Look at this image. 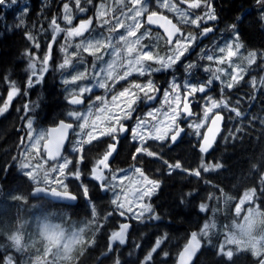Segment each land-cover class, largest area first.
<instances>
[{
	"label": "trees",
	"instance_id": "16d2710c",
	"mask_svg": "<svg viewBox=\"0 0 264 264\" xmlns=\"http://www.w3.org/2000/svg\"><path fill=\"white\" fill-rule=\"evenodd\" d=\"M112 1L102 0L108 10V16L105 18L112 16L110 10ZM211 4L217 16V20L208 23L212 25L213 32L203 36L200 42L194 44L193 53L185 55L181 62L175 65L174 72L170 69L171 71H165L163 75L159 74L158 81L161 87H169L167 79L170 74L175 73L176 82L180 84L187 79L193 82L205 81L211 77V73L206 72L205 68L215 69L226 66L217 64L215 61L201 59V55L202 51L203 53L212 51L220 56L221 53L216 50L224 40L233 36L229 28L232 24L236 25L245 52L247 54L257 53L256 63L251 65L249 71L242 73L243 79L234 83L231 89L225 88L221 92L220 81L213 82L209 95L217 100L226 99L229 108L216 110L225 114V124L209 153L199 152L200 138L192 129H189L188 134L178 143L158 145L149 140L147 145L150 146V150L158 151L163 160H168L169 163L180 160L183 167L189 170L199 168L201 163H219L222 167L207 172L201 169L199 177L182 170L169 174L166 165L156 157L141 154L133 160L135 142L122 139L119 155L115 156L111 162L112 169H131L137 164L160 181L161 186L152 198L154 214L160 218L137 220L128 217L132 223V229L127 232L125 244L112 245L113 253L107 255H102V253L107 252L111 231L118 229L120 217L118 212L113 211L115 205L111 203L113 199L111 192L101 190L99 182L91 178L89 173L92 162L102 151V146L98 144L89 152L87 149L91 146L86 145V159L79 165L84 173L83 183L89 187L88 197L82 195L79 181L71 179L66 181L69 186L68 190L79 198L78 204L74 207L68 208L67 205H59L33 196L32 192L36 185L63 189L56 182H47L44 179L39 182L32 179L30 181L22 174L24 170L18 166L19 162L25 158L28 134L26 124L29 116L33 119L35 126L44 127L47 130L48 126L55 125L62 119L72 121L73 118L67 116L69 111H79L90 107L96 113L100 102L92 101L93 98L96 95L107 96L108 92L94 87L97 81L92 79V75L99 69L95 64V56L86 53L84 56L86 63L76 65L73 62L76 71L88 69L89 75L71 85L74 87L72 90L69 85L63 83L72 69L64 70L62 74L57 65L63 59L57 60L54 52L49 71L44 75L43 80L28 86L29 58L25 55L28 39L24 31H32L33 35L40 38L41 35L39 36L36 30L45 29V37H49L52 17L48 15L50 14L48 9L50 2L49 0H17L16 4L9 3L0 6V105L7 102L8 93L13 84L20 90L15 95L10 108L0 115V251L14 243L12 237L17 234L19 223L23 226L28 224L31 230L34 229L31 225L34 219V206L44 199V203L55 208L53 212L56 211V213L53 214L59 217L58 220L65 221L68 213L70 217L79 218L81 216V220L85 223L94 222L93 234L96 235L94 242L90 243L94 235L90 236L81 248L65 259V262L55 264H111L114 257H118L122 261L121 264H142L146 254L155 246L156 240L165 237V234L166 238L163 239L160 248L153 253L149 264H176L181 249L191 238V233L199 234L204 223L214 224L215 227L209 229L207 237H200V252L195 264H229L223 256L217 255V249L232 226L236 203L244 193L255 190L260 209L264 214V84L260 83L264 80V62L260 56L264 53V21L261 20L264 9L257 3V0H211ZM25 7L27 12L23 17L24 24L17 27L21 10ZM159 10L173 17L187 33V26L178 22L176 14L162 8ZM190 14L193 19L200 16L197 11L193 10ZM94 22V28L104 30L106 35L108 34L109 25L101 26L97 18ZM199 33L200 30L196 34ZM165 50L168 54L167 46ZM44 53L43 51L38 52L39 55ZM71 53L73 50H70ZM77 58L79 57L74 59L75 62L78 61ZM189 62L195 64L196 67L191 70V73H186L182 65ZM93 64L96 65L95 69L92 67ZM225 68L230 69L228 66ZM221 79L226 80L227 74H221ZM109 83L111 84V81ZM119 84L118 88L122 83ZM85 86L92 88L90 95L88 92L84 94L87 99L86 106L83 108L71 106L66 99L69 92L78 91L79 87ZM237 101H239L238 104ZM25 105H28L31 111L26 109ZM233 107L238 108L242 113L241 117H236L230 111ZM201 109L200 102L195 101L193 110L202 113ZM205 126L200 129L201 135ZM237 128L241 131L236 132ZM76 130L79 132L78 128ZM78 137L72 135V144ZM106 139V137H101V140ZM72 144H69L65 154L71 152ZM75 163L73 153V164ZM51 165H53L51 162L45 163L47 167ZM201 203L208 205L207 211H200ZM93 208L96 211L95 216L92 215ZM109 212L112 214L108 215ZM71 220L72 218H69L67 222ZM22 244L23 248H30V243L22 240ZM164 252L168 253L167 257L163 255ZM37 256L35 252L23 249L21 251L22 264H34V262L38 264L37 259L40 257ZM260 256H264V252L256 256L249 248L242 249L234 252L230 264H257Z\"/></svg>",
	"mask_w": 264,
	"mask_h": 264
},
{
	"label": "snow or ice",
	"instance_id": "6c2138e0",
	"mask_svg": "<svg viewBox=\"0 0 264 264\" xmlns=\"http://www.w3.org/2000/svg\"><path fill=\"white\" fill-rule=\"evenodd\" d=\"M72 5L81 13L87 10V6L92 4V0H84L82 5L81 0H70ZM16 4L17 0H0V6L7 4ZM180 3L186 4L188 9H198L203 6L207 9L203 16H196L191 18V14L188 10L182 9L175 3H170V0H155V8L152 6V0H117L118 11L108 16V10L105 4L101 2L96 9V18L100 21L101 26L109 25L105 36L100 34V38L85 37L79 43L75 45L76 51L67 54L68 48L65 45H61V51L66 55L61 63L57 65V68L61 70L63 74L64 70L72 69L68 73V78L63 80L65 85H74L77 81L85 79L88 75V69L83 71H76L73 60L79 57V63H84L83 54L95 56L98 60L103 59V55H97L98 53H104L110 56V60L104 62V66L100 67L92 75V79H95L97 83L94 87L104 89L106 92L111 93V100L109 101L106 96H95V101L100 102V106L97 107L94 114L91 109L87 114L79 111H69L67 116L73 118L72 122H65L60 120L56 127L45 131H39L33 136L34 122L29 116L27 118V139L30 141V147L35 152L41 151V144L43 142V152L46 156H42L44 163L48 161L57 162V166H54L44 173L45 176L48 172L58 173L61 179L55 180L57 184L64 190L63 198L76 200L77 196L70 194L68 190V184L65 181L76 180L79 181V187L83 196L88 197L89 187L83 183L82 176L84 173L81 171L79 165L84 163L86 159L85 146H91L87 151H92L98 144L102 146V151L99 152L96 159L92 162V167L89 170L91 178L99 182V187L105 192H112L113 199L112 205H115L113 211L118 212L120 216L131 214L137 220H142L145 213H152L149 218L159 219L160 217L154 214V209L150 203H144L145 197H151L156 189L159 188V181L150 179L140 167L133 165L131 169H112L111 162L115 159V156L119 155V148L121 146L122 139H130L135 142V150L132 154V159L136 160L138 155H146L147 157H156L161 159L163 164L166 165L169 174L176 170H182L185 173H189L199 177L201 175V169L207 172L211 169H218L222 167L221 164H205L201 163L199 168L189 170L183 167L180 160H176L173 163H169L168 160H163L158 151L150 150V146L147 145L149 140L154 141H168L169 144H175L178 138H181L182 133H185V129L180 126L178 120L181 116L192 117L196 115L191 107V101L196 99V95L206 94L209 89L212 88L214 81H220L221 92L225 88L231 89L234 83H238L243 79L242 73L244 68L238 64H234L232 57L236 56L240 47L239 33L236 30V25H229L233 33V39L231 41H224L223 46H219L216 51L226 56H217L215 52L203 53L201 59L207 61H215L217 64H228L231 71L227 69L217 67L215 69L205 68L206 72L211 73V77L205 81H190L185 80L183 84L177 83L175 76L169 83V87L163 91L162 105L160 108H153L146 112L145 115L135 116L134 126L129 128L126 125V121L133 120V114L136 113V105L141 101H154L156 96L160 94V88L151 78L152 74L173 70L174 66L181 62V58L185 57V53L189 52L193 44L197 41V36L191 31L185 33L180 27L172 22L168 16L163 15L158 9H167L169 12H174L179 17V23L195 25L200 27L201 21L205 23L207 21L217 20L215 10L212 7L211 0H180ZM257 3L264 9V0H257ZM63 15L62 19L66 22V25L73 24V15L70 8V3L65 2L62 5ZM27 8L21 10V17L19 19L20 25L24 24V14H26ZM261 20L264 21V14L261 15ZM144 24L156 25L164 29L166 35L163 39L170 46L168 52L170 54L160 55L159 52H155L152 46L142 44V40L149 35V31L146 29L140 35L137 33L143 27ZM93 25L92 17L83 19L79 22L78 26L62 28L57 23L56 18H52L50 26L52 29L51 43L47 45V50L42 57H37L31 50L27 51L25 55L29 58L28 70L30 71V77L27 81L28 86L33 83H40L44 75L49 71V63L51 60L52 44L56 43V36L64 32L66 41L73 37H83L85 32H88ZM123 29V32L119 30ZM213 32L212 27H204L200 31V36H205L208 33ZM113 33H118L113 35ZM26 38L34 44L36 49L40 48L39 42L31 33H25ZM160 39V37H157ZM235 46V50H234ZM262 62H264V53L260 54ZM257 53L250 52L248 54L247 63L252 65L256 63ZM37 62H39V68H37ZM183 69L186 73H191V70L196 67L195 64L189 62L183 64ZM93 69L96 65H92ZM137 74L138 77L147 76V80L144 83L137 81H128V78ZM227 74V79L222 80L221 74ZM111 81V84L109 83ZM120 81H128L127 86H122L121 89L116 90L115 86ZM253 80V84H255ZM264 84V80L260 81ZM183 89V95L181 90ZM20 90L13 84L11 90L8 93L7 102L0 107V115H3L9 107V103L13 97ZM92 92L91 87H79L78 91L69 92L66 98L71 105H80L84 103L82 97L84 94ZM205 101V105L202 109L203 117L199 122H192L188 124V127L193 129L195 135L200 138L199 152L206 154L213 147L216 136L219 134L221 128L220 124L224 120V115L221 112L216 111L213 118L210 121L211 126L207 128L206 134L201 135L200 129L209 122V114L213 113L215 109H228L229 104L226 99H214L211 95H204L201 97ZM239 101H237V104ZM111 105V107H110ZM166 106V107H165ZM28 109V105H25ZM115 109V111L113 110ZM31 111L30 109H28ZM236 117H241L242 113L237 107L230 109ZM94 116V119H93ZM231 119V117H229ZM107 121V125L101 127L99 122ZM76 128H74V123ZM79 129L77 132L76 129ZM87 130V131H86ZM69 131L73 136H79L80 138L72 144L69 139ZM236 132L241 131L237 128ZM127 133V136L123 134ZM101 137H106V140H101ZM65 142L72 144L71 151L75 154L76 163L67 156L62 155ZM95 142V143H94ZM23 143V141H22ZM72 165L71 168L69 166ZM19 168L22 174L26 176L30 181L33 175L44 169V164L33 165L25 157L19 162ZM107 171V175L105 172ZM123 173V175H119ZM55 179V178H53ZM127 181L128 183H125ZM191 195V194H189ZM131 197V198H130ZM136 202V207L139 211H135L133 203ZM201 212L208 210V205L201 203L199 205ZM112 213L109 212L108 215ZM92 215H96V211L92 209ZM58 227V226H57ZM130 225L123 223L119 226L118 231H113L110 235L107 252L113 253V243L119 242L120 245L125 243L126 232ZM214 224L204 223L199 232L200 237H207L210 228H214ZM243 231L245 226H240ZM49 226L45 225V233L49 232ZM78 234H73V241H75ZM162 237L157 239L155 246L146 254L142 264H149L152 260V255L160 248L163 239ZM13 244L8 246L3 251H0V264H22L23 258L20 256L19 239L13 237ZM139 247V245H137ZM200 247V239H198V233L192 232L191 239L184 246L183 250L179 253V264H185L186 258L190 259L195 254L196 250ZM165 257L168 256L167 252H164ZM217 255L223 256L227 262L232 261L234 251L227 244L222 243L218 246ZM113 264H121L118 257H114ZM257 264H264V256H260L257 260Z\"/></svg>",
	"mask_w": 264,
	"mask_h": 264
},
{
	"label": "rangeland",
	"instance_id": "374dc122",
	"mask_svg": "<svg viewBox=\"0 0 264 264\" xmlns=\"http://www.w3.org/2000/svg\"><path fill=\"white\" fill-rule=\"evenodd\" d=\"M170 3L177 4L178 7L188 10L189 13L192 10L194 12L197 11L200 16H203L204 12L207 10L203 6V4L198 9H188V6L186 4L180 3V0H170ZM110 4H111V7H110L111 15H114L118 11L117 0H113ZM152 6L155 8V0H152ZM105 7H106V5H105ZM106 9H107V7H106ZM160 12H162V11H160ZM162 13H164V12H162ZM171 13H174V12H171ZM174 14H176V13H174ZM177 18L179 19L178 16H177ZM191 18H192V16H191ZM208 23H209V21H207L206 23L204 21H201L199 28H197L195 25H188V24H184V25L187 26V32H189V30H190L191 32H193L194 35L197 36L196 42H200L202 40L203 36L201 37L200 33L199 34H196V33L199 32V30L201 31V29H203L204 27H212V25L208 24ZM94 24H95V22H94ZM94 29H97V28H94ZM146 29L149 31V35L146 36L145 39L142 40L141 43L145 44V45L152 46L154 51L159 52V54L162 56L167 55V53H166L167 51L165 50V48L167 46L169 49V46L165 43V48H164V43L162 41V38L157 33V31H151L150 28L144 24L143 27L140 29V31L137 33V35H140ZM119 31L123 32V29H120ZM101 33H103V35L106 36V32L104 30L98 29V30L90 32L85 37H89V38L95 37L96 39H99ZM117 34L118 33H115L113 35H117ZM85 37L82 38L81 40L85 39ZM157 37H160V39H157ZM232 39H233V36H231L230 38H228L224 41H231ZM224 41H223V43H224ZM239 44L242 46L240 47L237 55L232 57V61L234 64H238V65H240V67L244 68L245 71H249L250 67H251V65H248V63H247V58H248L249 53L247 54L245 52L244 45H243L242 41L240 40V37H239ZM220 46H223V44H221ZM194 50H195V47L193 44L192 48L189 50V52L185 53V55H187V56L191 55ZM234 50H235V46H234ZM75 51L76 50H73V52H75ZM34 53L37 57H41V55H39L38 52H34ZM62 54H64V56H62V57H65L66 53L63 52ZM67 54H70V50H68ZM168 54H170V53H168ZM97 55H103L102 60H98L96 57L94 58L95 64L98 66V68L104 66L105 61L110 60V56L107 54L98 53ZM221 55L226 56V53L220 54V56ZM59 56H61V53H59ZM62 57H60V59ZM77 60L78 61H76V62H75V60H73L74 64L75 63H76V65L81 64V63H79V58H77ZM28 63H29V61H28ZM38 63L39 62H37V67H38ZM84 63H86L85 60H84ZM84 63H82V64H84ZM223 65L228 66L227 63H225ZM226 66H224L223 68L226 69L225 68ZM227 70L230 71V69H228V68H227ZM168 71H171V70H168ZM168 71H166V72H168ZM164 72L165 71L160 72V74L163 75ZM67 76H68V74L66 75V77ZM173 76H175V73L170 74L169 78L167 79L168 85L172 81ZM147 78H148L147 76L138 77L137 74L133 73V75L128 78V81H137L140 83H144V82H146ZM151 78L154 80V82L160 88V94H158L156 96V99L154 101H141V102L137 103V105H136L137 111H136V113L133 114V116H134L133 120L128 121V127L130 124H131V127L134 126L136 115H139V114H140V116L145 115L147 111H149L153 108H160L162 105V99H163L162 94H163V91L165 89H167L168 87H161V84L155 79L153 74H152ZM93 80L96 81L95 79H93ZM187 80H189V79H187ZM128 81H120L119 83H122V85L119 88H118V86L120 84L117 83L115 88H118V89H116V90L121 89L122 86H127ZM69 86H70L71 90L74 88L71 85H69ZM209 90L206 94L198 93L196 95L195 101L200 102V104L202 105V109L205 105V101L203 99L202 100H199V99H201V97L204 95H209ZM90 94H91V92L89 93V95ZM106 95H107L106 98L110 101L111 100V93H107ZM181 95H183L182 90H181ZM14 97H13V99H14ZM13 99L9 103L8 109L10 108V105L13 102ZM92 101H95V97L93 98ZM144 104H147L148 106L145 109V111L143 112V114H141V112H142L141 108ZM2 106L3 105L1 104L0 107H2ZM99 106H100V104L98 105V107ZM110 107H111V105H110ZM89 109H91V108L86 107L85 109L79 110V112L87 114ZM202 109H201V111H202ZM113 110L115 111V109H113ZM216 110L217 109H215L214 111L216 112ZM93 113H94V111H93ZM194 113L196 115H194L190 118L189 122L186 125L187 127H188V124H190L192 122H199L200 119H202V117H203V111H202V113L194 111ZM214 113H210L209 116H212ZM93 119H94V116H93ZM179 119H183V116H181ZM99 123L101 124V127H104L107 125L108 122L103 121V122H99ZM207 124L208 123H206L205 125L207 126ZM189 129H191V128L188 127V130ZM34 130L35 131L33 132V136H35L36 132L45 131L46 129L44 127H41V126H35L34 125ZM27 136H28V134H27ZM79 138L80 137H78V139ZM26 140H27L26 146L30 145V141L28 139H26ZM151 141H153L154 143H156L158 145H160V143H162V144H164V143L168 144L169 143L168 141H154V140H151ZM40 147H41L40 152H35L30 147H25V157L28 158V161L31 164H33V165L44 164V169L37 171L31 179L34 180L35 182H39L43 179L47 182H55V180L61 179L59 177L58 173L48 172L47 176L44 175V173L46 171H48V169H50L54 166H57V162L53 163V165H51V166H48V167L45 166L44 160L42 159V156H46L45 153L43 152V142H42ZM64 156H67L69 159H71L73 161V152L72 151L69 154H65ZM205 164H207V163H205ZM135 166L140 167L150 179L158 180L156 177L149 175L148 172H146L142 166L137 165V164ZM71 167H72V165L69 166V168H71ZM111 168H112V166H111ZM211 170H213V169H211ZM105 174L107 175V171L105 172ZM119 175H123V173H119ZM53 178H55V179H53ZM65 183H67V182L65 181ZM125 183H128V182L125 181ZM160 186H161V183L159 181V188H160ZM159 188L156 189V191L154 192L153 195H151V197H145L144 203H150L151 206L153 207L152 198L157 193ZM111 194H112V192H111ZM112 196H113V194H112ZM43 200L44 199H41L34 206V212H33V218L34 219H33V223L31 224L34 229L31 230L29 228L28 224L23 226L22 223H19V225H18V229L16 231L17 234H15L14 237L18 238L19 242H20L19 243L20 256H21V251L23 249H27L28 252L33 251L38 255L37 257H40L37 259V260H39L38 264H55L56 262L62 263V262H65V259H67L64 255V249L66 248L67 242L69 240H73V234L74 233L78 234L76 239H75V241H78V243L76 244L75 250L70 254V256L76 250L81 248L82 245L86 242V240L90 236L94 235L93 238H91L92 240L90 241V243L92 244L94 242V239L96 237V235L93 234V231H94L93 223L94 222L90 221V222L85 223L84 220H81L82 219L81 216H79V218L77 216L70 217V215L68 213L66 215L65 221L58 220L59 217L55 216L53 214V213H56V211L53 212V210H55V208L51 207L48 203L47 204L44 203ZM133 208L135 211H139V208L136 207L135 201L133 203ZM125 216L136 219L130 213L126 214ZM150 216H152V213H145L143 219L149 218ZM119 217H120L119 218V226H120L125 221L124 222L122 221V219H123L122 216L119 215ZM69 218H72V220L70 222H67V220ZM149 219H152V218H149ZM245 223H247V234H245L244 230L242 231L240 228V226L245 225ZM258 223H260V225H261L260 227H256V225ZM45 225L49 226V229H54V230H50L49 232L45 233ZM118 230H119V227H118V229L112 230L111 233L113 231H118ZM125 239H127V236L125 237ZM198 239H200L199 234H198ZM22 240H24L26 243H30V248H26V247L23 248L22 247L23 246ZM115 243H113V245ZM117 243H119V242H117ZM222 243L227 244L228 247L233 249L234 252L240 251V250L246 249V248H249L256 256H259L262 254V252H264V214L262 213V211L260 209V206H259V203L257 200V193L255 190H249L246 193H244L242 195V197L239 199V201L236 203L235 209H234V221H232V226H231L230 230L228 231L227 235L224 237ZM79 245H81V246H79ZM116 245H118V244H116ZM200 245H201V239H200ZM34 264H35V262H34Z\"/></svg>",
	"mask_w": 264,
	"mask_h": 264
},
{
	"label": "flooded vegetation",
	"instance_id": "af4514ba",
	"mask_svg": "<svg viewBox=\"0 0 264 264\" xmlns=\"http://www.w3.org/2000/svg\"><path fill=\"white\" fill-rule=\"evenodd\" d=\"M50 2V6H49V11H50V14H48L49 16L52 15L51 19L52 18H56L57 19V23L60 24V26L62 28H65V27H74V26H78L79 22L83 19H87L88 17H92L93 18V21L94 19L96 18V8L99 6V4L102 2V0H92V4L91 5H88L87 6V10L84 12V13H81L79 12L73 5L72 3L70 2V0H49ZM65 2H69L70 3V8H71V11H72V15H73V24L72 25H66V22L63 21L62 19V15H63V8H62V5L63 3ZM81 3L83 5L84 3V0H81ZM95 30H98V29H94V22H93V25L92 27L89 29L88 32H85L84 36L83 37H73V38H69L67 41H66V38H65V33L64 32H61L59 33L57 36H56V43H54L53 45V49H52V55H53V52L56 53V59L59 60L60 57L64 56L63 51H61V45H65L67 46L68 50H76L75 48V45L77 43H79V41L84 38L86 36L87 33H90L92 31H95ZM101 30V29H100ZM151 31H157V33L160 35V37L162 38V41L165 45V40L163 39V33L159 30H152L150 29ZM31 33L33 35V32L32 31H29V30H25L24 33ZM36 32L38 33V35L40 36L39 37H36V41L39 42L40 44V48L39 49H36L34 47V44L28 40V43H27V49L26 51H33V52H39V51H43V52H46L47 50V45L51 42V36H52V29L50 27V30H49V37H45V32L46 30L45 29H41V30H36ZM48 35V34H47ZM59 53H61V56H59ZM44 55V54H43ZM41 55V57L43 56ZM84 55L85 53L83 54V58H84ZM52 59V58H51ZM61 59H64V57H62ZM51 62V60H50ZM39 65V63H38ZM160 72L158 73H154L153 76L155 77V79L158 81V76H159ZM159 82V81H158ZM193 104L195 103V100H192ZM147 104H144L142 106V112L141 114H143V112L145 111V109L147 108ZM140 115V114H139ZM181 120L182 119H179L178 120V123L180 124L181 123ZM128 126V121L125 122ZM129 127L131 128V124L129 125ZM188 128V127H187ZM189 132V130H188ZM68 208L69 207H74V206H67ZM123 219L122 220H125L126 221L124 223H128L130 225L128 231L130 229H132V223L131 221L128 220V217L126 216H122ZM127 231V232H128ZM127 232H126V235H127ZM126 237V236H125ZM116 244H119V243H115L114 246H116ZM122 263V261H121ZM113 264V262L111 263Z\"/></svg>",
	"mask_w": 264,
	"mask_h": 264
},
{
	"label": "water",
	"instance_id": "95a60500",
	"mask_svg": "<svg viewBox=\"0 0 264 264\" xmlns=\"http://www.w3.org/2000/svg\"><path fill=\"white\" fill-rule=\"evenodd\" d=\"M161 13H162V12H161ZM162 14L168 16V18L171 19L172 22H173L174 24L177 25V27H180V25H179V24H178V23H177L172 17H170L169 15H167V14H165V13H162ZM146 25H147L149 28H151V29L161 31V32L163 33V35H166V34L164 33V29H163L162 27H160L158 24H156V25H148V24H146ZM180 28H181V27H180ZM181 29H182V28H181ZM182 31H184V30L182 29ZM50 43H51V42H50ZM53 45H54V44H52V49H53ZM167 45H168V44H167ZM168 46H169V45H168ZM51 58H52V52H51ZM49 64H50V63H49ZM82 99L84 100V103H82V104H80V105H71V104H70V105L73 106V107H75V108H83V107L86 106V104H87V99H86L84 96L82 97ZM191 107H192V110H193L192 101H191ZM193 112H194V111H193ZM219 112H221V111H219ZM221 114L224 115V120H223V122L220 124V128H221V130H220L219 134L216 136L215 142H216V140L218 139L219 135L222 133L223 128H224V124H225V114H224L223 112H221ZM213 115H214V114H213ZM213 115L211 116V118H210V120H209V122H208V124H207V126H206V128H205V130H204V132H203V134H206V132H207V128L211 126L210 121H211V119L213 118ZM190 118H191V117L183 116V119H182V121H181V123H180V126L183 127V128L185 129V133H182L181 138H178V140H177L176 143L180 142V141H181V140L187 135V133H188V128H187L185 125L189 122ZM62 120H64V119H62ZM64 121H65V122H72V121H67V120H64ZM57 124H58V123H57ZM57 124L48 126V129H51V128H53V127H56ZM74 128H76V123H74ZM48 129H47V130H48ZM71 138H72V132L69 131V139L71 140ZM215 142H214V144H215ZM214 144H213V146H214ZM68 146H69V143H68V142H65L64 149L62 150V155H63V156H64V154H65L66 149L68 148ZM212 148H213V147H212ZM212 148H211V149H212ZM211 149L209 150V152L211 151ZM209 152H208V153H209ZM45 155H46V154H45ZM48 162L55 163V161H48ZM63 192H64L63 190H60V189H58V188H47V187H45V186L38 185V186H35V188H34L32 194H33V196H36V197H39V198H44V199H47V200L52 201L53 203L60 204V205L75 206V205L78 204V202H79V198H78V196H77L75 193H73L72 191H69L70 194H72V195H76V196H77V199H76V200H71V199L63 198ZM190 239H191V238H190ZM190 239H189V240H190ZM187 243H188V242H187ZM187 243H186V244H187ZM186 244H185V245H186ZM183 248H184V247H183ZM183 248L181 249V251L183 250ZM181 251H180V252H181ZM199 252H200V250L198 249V250H196L195 254L191 256L190 259L186 258L185 264H195L196 259H197L198 255H199ZM176 264H179V255H178L177 263H176Z\"/></svg>",
	"mask_w": 264,
	"mask_h": 264
},
{
	"label": "clouds",
	"instance_id": "9594fccd",
	"mask_svg": "<svg viewBox=\"0 0 264 264\" xmlns=\"http://www.w3.org/2000/svg\"><path fill=\"white\" fill-rule=\"evenodd\" d=\"M245 228H244V232L245 234H247V223H245ZM260 223H258L256 225V227H260ZM78 243V241H73V240H69L67 242L66 248L64 249V255L66 258H68L70 256V254L75 250L76 244Z\"/></svg>",
	"mask_w": 264,
	"mask_h": 264
}]
</instances>
